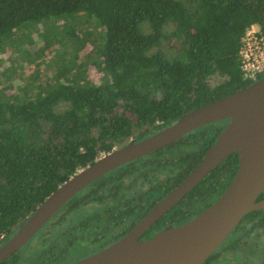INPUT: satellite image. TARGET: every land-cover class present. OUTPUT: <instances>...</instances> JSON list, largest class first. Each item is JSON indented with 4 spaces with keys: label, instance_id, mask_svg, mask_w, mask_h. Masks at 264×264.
<instances>
[{
    "label": "trees",
    "instance_id": "trees-1",
    "mask_svg": "<svg viewBox=\"0 0 264 264\" xmlns=\"http://www.w3.org/2000/svg\"><path fill=\"white\" fill-rule=\"evenodd\" d=\"M70 18L80 24L85 18L99 32L88 34ZM60 19L73 27L63 29L65 39L43 34L41 52L34 47L41 56L63 46L69 54L59 69L47 73L48 67L23 84L12 81L1 65L4 49L32 46L38 25ZM251 25L264 33V0H0V246L48 195L99 156L261 78L245 76L240 65L242 38ZM26 30H32L30 37L22 40ZM168 33L179 39L176 47L171 42L165 46ZM87 44L92 49L78 58ZM40 75L45 78L39 80ZM228 122L197 127L110 170L89 184L90 199L104 204L105 215L114 209L120 219L136 220V214L148 210L201 162ZM239 159L238 152L226 156L145 237L169 224L185 223L212 203L235 175ZM78 195L64 205L73 204ZM262 198L264 189L258 196ZM64 205L46 224L70 219L72 212H63ZM75 224L72 220L69 225ZM234 232L238 235L232 248L240 246V232L247 241L258 240L264 234V208L247 213ZM59 233L40 237L39 249L58 248ZM18 254L0 264H18Z\"/></svg>",
    "mask_w": 264,
    "mask_h": 264
},
{
    "label": "water",
    "instance_id": "water-1",
    "mask_svg": "<svg viewBox=\"0 0 264 264\" xmlns=\"http://www.w3.org/2000/svg\"><path fill=\"white\" fill-rule=\"evenodd\" d=\"M229 119L201 162L121 238L71 264H202L252 210L264 208V75L248 86L184 113L141 139H131L79 169L48 195L0 246V261L16 253L73 196L110 170L172 144L207 123ZM238 152V168L219 197L183 224L139 237L226 156Z\"/></svg>",
    "mask_w": 264,
    "mask_h": 264
},
{
    "label": "rangeland",
    "instance_id": "rangeland-1",
    "mask_svg": "<svg viewBox=\"0 0 264 264\" xmlns=\"http://www.w3.org/2000/svg\"><path fill=\"white\" fill-rule=\"evenodd\" d=\"M81 20H83L81 21V24L77 22L74 18H70L69 22L71 24H74L75 26L77 23L80 27L89 30L88 34L99 32L97 30L98 29L97 25L94 26L93 22H87L85 18H82ZM38 26H40L39 33L37 35L34 34L32 46L27 47L29 46L27 45L28 43H24L21 45V48L17 50L16 49L17 46L14 45V47L12 46L13 51L12 50L10 51V48L6 47L1 55L2 69L6 70L5 72L11 73L10 76L11 80L14 81L15 83L18 82L22 83L24 81H27L28 77L30 78L31 76H34L35 74H37V72L43 74V72H45L46 68L48 67L49 68L47 73H51L55 68L59 69V67L57 66H61L63 61L62 58H64L65 56L68 57L69 53H67V50H65L64 48L62 49L63 46L59 48L60 45H58L59 49L52 52V54L50 53V51L46 49L45 55L42 54L41 56L35 54L34 47H36V49L40 53L41 45L43 43V39H45V36H47L48 37L47 39H49V38H58L56 35H59L61 37L60 40H62L65 39L64 30L66 31L67 29H71L73 27L69 25V23L65 22L64 24V21L62 19L57 21L53 20L52 22L50 21L47 22V24L43 23ZM95 27L97 28L95 29ZM85 29H83V31ZM31 31L30 32L29 30L21 31V33H24L21 36L22 40L29 38ZM43 34L45 35L44 38H43ZM169 42H171L173 46L176 47L179 44V39H177L175 36H172V34L168 33V40L165 41L166 47L168 46ZM66 45H68L67 42ZM86 46L87 47L79 51L78 58L83 56L90 48L92 49V44L90 45L87 44ZM73 53L76 56L77 52L76 53L73 52ZM47 64H49V66H46ZM44 78L45 76L40 75L39 80ZM1 80L7 82L4 75L2 76ZM85 213H86L85 210H83L82 208H78L77 210L72 212L71 217L70 219H67L66 224L69 225L72 222V220L81 218ZM236 235L238 234L235 232L230 233V235L224 240V244H223V246H225L224 249L223 247L219 248L220 247L219 246L218 253L214 256V258H212V260H209L205 264H261L262 262L261 259L263 257V254L260 247L254 245V243H256V240L253 239L252 241H248L243 246L232 248L231 243L233 242V239L234 237H236ZM34 239L36 238L34 237L28 240L24 244V246H22V248L20 249L19 255L20 258L22 259L20 261V264H31L34 261L38 253L37 249H35L36 240ZM85 249H86V245H79V247H75L70 252V256H71L70 258H74L75 256H82L85 253Z\"/></svg>",
    "mask_w": 264,
    "mask_h": 264
},
{
    "label": "flooded vegetation",
    "instance_id": "flooded-vegetation-1",
    "mask_svg": "<svg viewBox=\"0 0 264 264\" xmlns=\"http://www.w3.org/2000/svg\"><path fill=\"white\" fill-rule=\"evenodd\" d=\"M263 75H264V72L261 74V77ZM92 187H93L92 185L90 186L88 184L78 193L79 195L77 196V199L75 201L76 203L74 202L76 204L75 209L73 210L69 209L74 203L64 205L65 207L62 210L63 212H67V213L74 212L78 208H82L83 210L86 211V213L81 218L75 219V222H76L75 225H67L66 219L62 223L57 224V225L45 223L34 234L32 238L34 237L36 238L34 239L36 240L35 249H37L38 253L34 261L31 264H71L75 261H78L81 258L91 255L109 246L110 244H112L113 242L121 238L124 234H126L161 199L160 198L153 205H151L150 208L146 210L145 212H142L141 214L139 213L136 214L138 216L136 220L134 218L130 220L127 217L120 219L121 215L116 214V210L111 209L107 213V215H105L104 210L102 208L104 204L97 200L90 199L91 197L88 194V190ZM130 189H135V188L134 187L128 188V192L125 195L128 196L131 193ZM144 200L145 199L141 197V199L138 201L139 207H141L142 209L145 206ZM123 204L128 205L130 204V202L128 203V201H126ZM131 206H132L133 211L137 209L135 203L134 204L131 203ZM158 220L159 219H157L151 227H153L154 224H156ZM52 231L60 232L58 236L60 238V241L58 243L59 247L56 249H49V250L41 251V249H39V244H40L39 238L40 237L50 238L52 236L51 235ZM145 233H143L139 237V239H145L146 238ZM245 239L246 238L243 235V233L240 232L239 236L236 239L237 245L238 244H240V246L245 245L248 242ZM262 241H264V234L259 235V239L256 240V243H254V245L257 247H260L262 251L263 257L261 259L262 260L261 264L264 263V242ZM79 245H86L85 253L82 256H75L74 258H70L71 257L70 252L75 247H79ZM20 249L17 252H19ZM58 255H60V259L56 260V257ZM18 256L20 258L19 254ZM21 260H22L21 258L20 260H17L18 264H20ZM202 264H204V262Z\"/></svg>",
    "mask_w": 264,
    "mask_h": 264
},
{
    "label": "built area",
    "instance_id": "built-area-1",
    "mask_svg": "<svg viewBox=\"0 0 264 264\" xmlns=\"http://www.w3.org/2000/svg\"><path fill=\"white\" fill-rule=\"evenodd\" d=\"M239 54L245 76L255 78L264 72V33L257 25H251L245 32Z\"/></svg>",
    "mask_w": 264,
    "mask_h": 264
}]
</instances>
